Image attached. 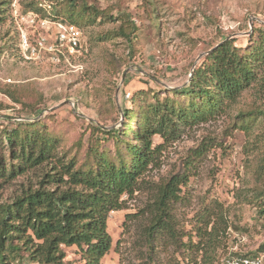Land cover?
<instances>
[{
    "label": "rangeland",
    "instance_id": "374dc122",
    "mask_svg": "<svg viewBox=\"0 0 264 264\" xmlns=\"http://www.w3.org/2000/svg\"><path fill=\"white\" fill-rule=\"evenodd\" d=\"M4 1L0 0V9H6L0 14V119L10 128L13 120L40 119L62 139L63 149L81 160L90 142H107L102 129L123 124V107L132 105L136 92L185 85L211 49L229 39L246 46L249 35L264 28V0H86L105 16L82 24L84 49L60 57L44 50L41 59H33L24 56L13 12ZM29 1L33 0L22 3ZM45 1L52 14L48 19L66 22L54 8L56 1ZM133 22L134 36L122 34V29L135 27ZM24 29L32 42L40 35L55 42L53 25ZM243 98L248 107L260 105L264 90H251ZM234 114L222 111L187 125L178 139L165 145L144 174L143 186L133 196H124L127 207L110 214L112 246L104 264H188L196 257L200 261L201 252L180 249L162 234L152 241L147 232L150 216L141 212L158 184L186 170L189 180L173 208L179 231L190 236L207 214L223 215L224 231L211 264H225L236 253H264V166L258 169V161L251 162L257 151L264 156V119L248 139L235 128ZM154 141L164 142L158 135ZM202 146L207 149L188 166L193 150ZM22 180L0 179V204L12 200ZM193 240L199 238L194 235ZM63 249L62 264H84L76 245ZM13 264L35 263L25 259Z\"/></svg>",
    "mask_w": 264,
    "mask_h": 264
},
{
    "label": "trees",
    "instance_id": "16d2710c",
    "mask_svg": "<svg viewBox=\"0 0 264 264\" xmlns=\"http://www.w3.org/2000/svg\"><path fill=\"white\" fill-rule=\"evenodd\" d=\"M55 1L57 14H64L66 22L80 28L85 21L105 16L86 0ZM4 2L12 11L13 0ZM19 2L24 11L52 17L45 0ZM5 10L0 9V14ZM133 24L130 31L122 29L121 33L134 36ZM251 90H264V28L255 29L246 46L231 39L218 44L195 66L187 84L136 92L132 105L123 107V124L102 129L108 134L107 142H90L82 160L64 150L62 139L40 119L13 120L11 128L0 119V179H23L12 200L0 204V264L25 259L35 264H62L66 256L63 246L73 245L79 248L84 264H104L102 259L112 246L110 214L127 207L124 196H133L143 186L150 165L167 143L180 137L182 128L234 110L235 128L243 130L248 139L254 136V127L264 119V103L248 107L243 97ZM156 135L164 142L155 143ZM253 141L247 142L249 154ZM206 149H194L188 166ZM257 161L258 169L264 166V156L258 151L253 159L251 155V162ZM188 180L187 170L168 176L156 186L151 202L141 212L150 216L147 232L152 241L162 234L180 249L201 252L200 261L196 257L188 264H211L225 219L207 214L190 236L179 231L173 208ZM194 235L198 241L193 240Z\"/></svg>",
    "mask_w": 264,
    "mask_h": 264
},
{
    "label": "built area",
    "instance_id": "2783aa9c",
    "mask_svg": "<svg viewBox=\"0 0 264 264\" xmlns=\"http://www.w3.org/2000/svg\"><path fill=\"white\" fill-rule=\"evenodd\" d=\"M19 1L13 0L12 12L19 30L20 48L26 58L41 59L44 56V50H49L60 57L65 53L73 55L84 49V33L80 27L70 22L50 21L32 11H24ZM24 25L34 29H44L53 25L55 42L49 43L45 35L38 36L36 42H32ZM225 264H264V253L253 256H234L228 258Z\"/></svg>",
    "mask_w": 264,
    "mask_h": 264
},
{
    "label": "water",
    "instance_id": "95a60500",
    "mask_svg": "<svg viewBox=\"0 0 264 264\" xmlns=\"http://www.w3.org/2000/svg\"><path fill=\"white\" fill-rule=\"evenodd\" d=\"M214 48H216V47H214ZM214 48H213V49H214ZM213 49H211V50H213ZM211 50H210V51H211Z\"/></svg>",
    "mask_w": 264,
    "mask_h": 264
}]
</instances>
